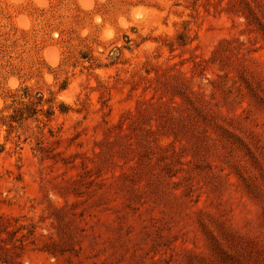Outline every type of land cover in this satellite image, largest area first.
<instances>
[{"label":"rangeland","instance_id":"1","mask_svg":"<svg viewBox=\"0 0 264 264\" xmlns=\"http://www.w3.org/2000/svg\"><path fill=\"white\" fill-rule=\"evenodd\" d=\"M0 264H264V0H0Z\"/></svg>","mask_w":264,"mask_h":264}]
</instances>
